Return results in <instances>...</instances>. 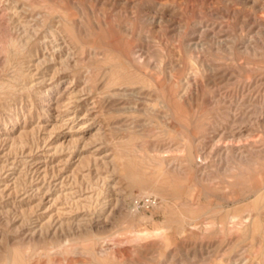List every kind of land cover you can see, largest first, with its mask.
Here are the masks:
<instances>
[{
    "label": "rangeland",
    "instance_id": "374dc122",
    "mask_svg": "<svg viewBox=\"0 0 264 264\" xmlns=\"http://www.w3.org/2000/svg\"><path fill=\"white\" fill-rule=\"evenodd\" d=\"M30 25L29 49L13 58L12 38ZM56 26L72 64L25 86V56H42ZM68 102L89 111L73 129ZM19 132L28 148L0 143V256L11 247L32 254L29 264H264V0H0V141ZM13 182L15 195L4 189ZM105 198L115 199L92 219ZM11 207L70 223L42 235Z\"/></svg>",
    "mask_w": 264,
    "mask_h": 264
},
{
    "label": "bare ground",
    "instance_id": "6f19581e",
    "mask_svg": "<svg viewBox=\"0 0 264 264\" xmlns=\"http://www.w3.org/2000/svg\"><path fill=\"white\" fill-rule=\"evenodd\" d=\"M11 1V0H10ZM9 2V1H8ZM12 3V2H11ZM16 2H14L13 4H15ZM6 7V6H5ZM7 9V8H6ZM8 9H9V19H10V22H11V24H12V26H15L14 28H13V30L15 29V28H17V30L18 29H20V25L22 24V22H21V12H22V7H21V9H20V7L19 6H9L8 7ZM6 12H8V11H6ZM8 14V13H7ZM8 16V15H7ZM23 21V20H22ZM29 22V21H28ZM31 23V22H30ZM33 23V22H32ZM61 23V22H60ZM10 24V23H9ZM64 24V23H63ZM28 25V24H27ZM9 26H11V25H9ZM24 26H26V25H24ZM65 26V25H64ZM28 28H24L25 29V31L23 32V31H21V32H23V33H20V35H17L18 37L17 38H12V42L10 43L11 45H12V47H13V49H14V51L15 52H13V55H14V57L13 58H15V57H17L18 55H21L22 53H23V50H24V48L26 47V46H28L29 44H30V42H31V40L33 39V37H34V34L36 33V28H34L35 27V25H30V26H27ZM57 27V26H56ZM67 27V26H66ZM68 29H69V27H68ZM74 30H75V28H73ZM16 30V29H15ZM23 30V29H22ZM61 31H59V29H58V27L57 28H53L51 31H50V36H49V38H50V42L48 43H46L47 44V47H46V52L45 53H43L42 54V56H38V58L37 59H35V60H32V59H29L30 57H32L33 55V52H32V50H29V53L27 54V53H24V54H27L25 57H26V59H28V60H26V62H25V64H26V71H24L23 69H21V71H20V74L19 75H21L22 76V78H23V80L24 81H22V82H24L25 83V86H28V85H31V86H33L32 84H29V83H31L33 80H34V78L37 76V78H38V75H40V77L41 78H45L48 74H52V77H53V75L54 74H56L60 69H62L63 67H69V65H71L72 64V62H71V60L69 59V54L67 55V53L65 54V52H64V47H65V42H64V40H63V38H62V36H61V33H60ZM76 32V31H75ZM69 33V32H68ZM18 34H19V32H18ZM75 36V35H74ZM75 37H77V36H75ZM11 39V38H10ZM11 41V40H10ZM9 41V42H10ZM45 41V40H44ZM48 41V40H47ZM67 43V42H66ZM30 46V45H29ZM68 47V46H67ZM27 48V47H26ZM27 49H29V48H27ZM70 49V48H69ZM26 52V51H25ZM12 55V54H11ZM12 55V56H13ZM12 58V59H13ZM19 58V57H18ZM70 58H72V57H70ZM128 57H126V59H127ZM14 60V59H13ZM59 60V61H58ZM128 60V59H127ZM130 60V59H129ZM128 60V61H129ZM137 60V59H136ZM9 61H11V60H9ZM74 63V62H73ZM24 65V64H23ZM74 65H76V64H74ZM23 67V66H22ZM67 67V68H68ZM57 74H59V73H57ZM20 76V77H21ZM112 79V78H111ZM120 79V78H119ZM115 81V80H114ZM110 86V85H109ZM68 89V88H67ZM66 89V90H67ZM109 89V88H108ZM75 90V89H74ZM72 95V94H71ZM73 97H75L74 95H73ZM72 97V98H73ZM53 100V102L52 103H50V101H52ZM57 100H58V98H54V97H50L49 96V98H48V102H49V104H56L57 103ZM71 100V99H70ZM74 100V99H73ZM68 106H67V108H66V110H65V112L66 113H68L69 114V118H67L66 119V122H65V124H66V126L68 125V128L69 129H73V125L77 122V120L79 119V118H87L86 116L89 114V111L88 110H86L85 111V113L84 114H82L81 112V110H82V106H81V104H76V103H69L68 102ZM57 105H58V103H57ZM44 106H46V105H44ZM66 106V105H65ZM58 107V106H57ZM133 108V107H132ZM170 108H172V107H170ZM47 109L49 110L50 108L49 107H47ZM134 111H135V109H134ZM260 113V112H259ZM260 115V114H259ZM65 121V120H64ZM243 123V122H242ZM64 126V123L63 122H58V120H55V122H54V124L52 125V128L53 129H61L62 127ZM85 126L84 125H81L80 126V129L81 130H85ZM242 128V127H241ZM38 129H41V128H39L38 127ZM236 130V129H235ZM38 131V130H37ZM26 132V131H25ZM235 132V131H234ZM36 133V132H35ZM243 131L240 129V131H236L235 133H233V136H237V135H239V138H238V140H241V138H242V136H243ZM14 135V133H7L6 134V137L5 138H3V140H1L0 141V143L3 145V146H6L8 149H14V148H20V149H24V148H28V146H27V143H29V142H27V138L25 139V137H24V135L25 134H21L20 135V132H19V135L17 134V136H13ZM81 137V136H80ZM73 138V139H71V140H64V141H62L61 143H59L58 145H56L55 147H54V151H55V153L56 152H60V151H63V149L64 148H66L67 146H76L77 147V143L79 144V141H80V139L81 138H83V137H81V138ZM31 138V137H30ZM35 138V137H34ZM30 140V139H29ZM33 140V139H32ZM82 140V139H81ZM86 140V139H85ZM27 142V143H26ZM31 144H33V145H36V143L35 142H33V143H31ZM30 145V144H29ZM30 147V146H29ZM32 148V147H31ZM21 151V150H20ZM13 152V151H12ZM138 161V160H137ZM7 165V164H6ZM2 168H4V166L2 167ZM131 168H133V167H131ZM139 169V168H138ZM138 171V170H137ZM136 171V172H137ZM132 172V171H131ZM20 173V172H19ZM30 173V172H29ZM133 173H135V171L133 172ZM143 173V172H142ZM141 173V174H142ZM21 174V173H20ZM23 174V173H22ZM25 174V173H24ZM138 175L140 174V173H137ZM146 174H148V173H146ZM130 175H131V173H130ZM138 175H136V176H138ZM156 175V174H155ZM135 176V177H136ZM146 176V175H145ZM152 176H154V175H152ZM161 176V175H160ZM159 175H158V178L160 177ZM127 177H128V175H127ZM129 177H131V176H129ZM133 177V176H132ZM134 177V178H135ZM157 177V176H156ZM139 177H137V179H138ZM151 178V177H150ZM163 178H164V176H163ZM15 180H13L14 182H17V184H18V180H17V178H14ZM25 179V178H24ZM30 179V178H29ZM141 179V178H140ZM17 180V181H16ZM139 180V179H138ZM156 180V179H155ZM161 180H163V179H161ZM28 181V180H27ZM31 181V180H30ZM30 181H28V182H30ZM148 181V180H147ZM14 182L11 184V185H6L5 186V188L4 189H6V191L8 190V191H10V194H17V192H18V185L16 184V186L14 185ZM132 182V181H131ZM134 182V181H133ZM132 182V183H133ZM152 182V181H151ZM158 182V180H156V182L154 183V184H156ZM164 182V181H163ZM142 183V182H141ZM145 183H146V181H145ZM27 184V183H26ZM104 184H106V186H108V189L110 188V196L112 195H116V187L114 186V185H112V181L111 180H109V179H107L106 181H105V183ZM136 184H139V183H137L136 182ZM28 185V184H27ZM144 185V184H143ZM26 186V185H25ZM24 186V187H25ZM156 186V185H155ZM154 186V187H155ZM143 187V186H142ZM145 187V186H144ZM143 187V188H144ZM150 187V186H149ZM26 188V187H25ZM28 188H29V186H28ZM39 188V187H38ZM24 189V188H23ZM22 189V190H23ZM147 189V188H146ZM155 189V188H154ZM148 190V189H147ZM149 190H152V189H149ZM24 191V190H23ZM22 191V192H23ZM103 191H105V190H103ZM157 191V190H156ZM20 192V191H19ZM28 191H25V194L27 193ZM41 192V191H40ZM116 192V193H115ZM146 193H148V194H151V193H153L152 191H145ZM2 193H4L5 194V192H2ZM1 193V194H2ZM62 193V192H61ZM158 193V192H157ZM9 194V195H10ZM7 195H8V193H7ZM45 196H46V194H44ZM43 195V197H45ZM65 195V194H64ZM61 196V195H60ZM68 196V195H67ZM10 197V196H9ZM16 197H17V195H16ZM42 197V198H43ZM107 197V196H106ZM115 197V196H114ZM58 198H59V196H58ZM57 197H56V199H58ZM24 199V198H23ZM30 199V198H29ZM28 199V200H29ZM61 199V198H60ZM65 199V198H64ZM102 199V198H101ZM106 199V198H105ZM114 199L115 198H111V199H106V200H104L103 202H101V203H99V204H96L92 209H91V217H92V219H96V218H98V217H101V216H103L108 210H109V208H110V206H111V204H112V202L114 201ZM26 201L25 202V200H24V203L23 204H31V203H29V201ZM43 200V199H42ZM42 200H41V203H42ZM59 200V199H58ZM103 200V199H102ZM79 201V200H78ZM98 201V200H97ZM99 201H101V200H99ZM53 202H54V199H53ZM77 202V201H76ZM95 202V201H94ZM67 203V202H66ZM12 204V203H11ZM14 204V203H13ZM55 204V203H54ZM70 204V203H69ZM75 204H77V203H75ZM95 204V203H94ZM10 205V204H9ZM40 205V204H39ZM42 205V204H41ZM40 205V206H41ZM22 206V205H21ZM20 206V207H21ZM36 206H38V205H36ZM77 206V205H76ZM75 206V207H76ZM90 206V205H89ZM3 207V206H2ZM6 207H7V205H6ZM14 207V206H13ZM4 208H5V206H4ZM10 208V207H9ZM9 208H6V209H9ZM12 208V207H11ZM22 208V207H21ZM74 208V207H73ZM82 208V207H81ZM76 209V208H75ZM19 210H21V209H19ZM18 210V211H19ZM36 210V209H35ZM35 210H33V208H26L25 210H22L21 212H20V214H19V212L17 211V210H15V209H10L9 210V212L10 213H18V215H20V216H22V218H23V223H37V226L33 229V230H35V233H40V234H47V233H49L51 230H55V231H58V229H60L61 227H63L64 225H67L68 223H70V222H67L68 220L66 219V217H64V215H61V214H58L57 216H55V217H52V218H50V219H48V220H46V221H43L41 218L42 217H37V215H36V217H35V213H36V211ZM2 212V211H1ZM6 212H8V211H6ZM66 212V211H65ZM65 214V213H64ZM10 215V214H9ZM13 215V214H12ZM16 215V214H15ZM9 217V216H8ZM9 219V218H8ZM7 220V219H6ZM84 220V219H83ZM80 221V220H79ZM90 222H92V220L90 219L89 220ZM22 222V221H21ZM81 222H82V220H81ZM89 222V223H90ZM72 223V222H71ZM23 225H25V224H23ZM80 226V225H79ZM71 227V226H70ZM32 230V229H31ZM1 245V244H0ZM3 245V244H2ZM4 247V246H3ZM63 247H64V245H63ZM62 247V248H63ZM11 247H9V248H7L8 250H7V252L6 253H4L3 255H1L0 256V264H29V260H31V255H28V256H26V255H24L25 253L24 252H21L20 251V249H17V248H11ZM60 248H61V246H60ZM65 250H66V248H65ZM5 252V251H4ZM2 253H3V251H2ZM1 253V254H2ZM24 253V254H23ZM28 254V253H27ZM33 255H34V252H33ZM32 260H33V258H32ZM101 260V259H100ZM262 262V261H261ZM52 263V262H51Z\"/></svg>",
    "mask_w": 264,
    "mask_h": 264
},
{
    "label": "built area",
    "instance_id": "2783aa9c",
    "mask_svg": "<svg viewBox=\"0 0 264 264\" xmlns=\"http://www.w3.org/2000/svg\"><path fill=\"white\" fill-rule=\"evenodd\" d=\"M145 203H153V200L150 197L144 199Z\"/></svg>",
    "mask_w": 264,
    "mask_h": 264
}]
</instances>
